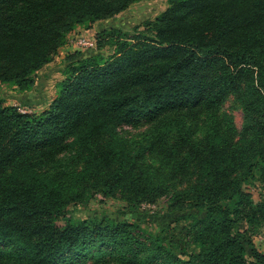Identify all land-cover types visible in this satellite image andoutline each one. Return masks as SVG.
Segmentation results:
<instances>
[{
	"label": "trees",
	"instance_id": "obj_1",
	"mask_svg": "<svg viewBox=\"0 0 264 264\" xmlns=\"http://www.w3.org/2000/svg\"><path fill=\"white\" fill-rule=\"evenodd\" d=\"M134 1L0 0V81L31 88L69 31ZM168 1L142 24L99 28L97 51L73 55L40 112L0 93V264H264V198L245 187L264 183V0ZM231 95L239 129L221 111ZM145 122L139 136L120 129ZM172 187L197 249L134 221L66 215L98 192L135 207Z\"/></svg>",
	"mask_w": 264,
	"mask_h": 264
},
{
	"label": "rangeland",
	"instance_id": "obj_2",
	"mask_svg": "<svg viewBox=\"0 0 264 264\" xmlns=\"http://www.w3.org/2000/svg\"><path fill=\"white\" fill-rule=\"evenodd\" d=\"M169 5L168 0H136L126 9L115 16L99 19L86 28L77 25L67 34L66 43L59 47L57 54L34 72V84L31 88L23 89L18 84L10 81H0V93L7 103L17 105L23 111L40 112L47 107L57 93V83L65 76L74 54L86 55L97 51L96 31L102 27L121 26L131 28L136 24H142L148 19H154ZM108 48L105 49V52ZM222 112L232 115L234 125L239 129L243 123V107L236 102L233 95L229 96L222 104ZM150 127L149 122L141 125L124 124L121 130L126 134L140 135ZM187 183V180H184ZM184 185V184H181ZM180 186V185H179ZM254 199L264 198V183L259 179L245 184ZM175 188L172 187L167 195L160 197L156 202H143L139 206H130L118 193L115 196H105L98 192L87 204L71 203L67 211V217L79 219L83 217L109 216L115 220H129L139 224L140 229L147 233H165L175 240L182 248L197 249L190 243L187 235L188 219L186 215L189 208L173 209L170 206V195ZM247 223L242 222V227ZM257 247L264 252V223L254 235ZM112 258L99 261L93 258L83 260L82 264H118Z\"/></svg>",
	"mask_w": 264,
	"mask_h": 264
}]
</instances>
